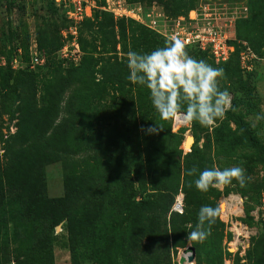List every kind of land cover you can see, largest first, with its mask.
I'll list each match as a JSON object with an SVG mask.
<instances>
[{
	"label": "trees",
	"instance_id": "obj_1",
	"mask_svg": "<svg viewBox=\"0 0 264 264\" xmlns=\"http://www.w3.org/2000/svg\"><path fill=\"white\" fill-rule=\"evenodd\" d=\"M258 2L261 15L264 0ZM182 4L176 16L194 10L196 2ZM17 6L24 9L13 2ZM45 9L70 22L55 0ZM135 24L94 10L77 28L79 65L65 67L59 61L43 76L2 70L0 118L16 121L17 131L12 134L7 127L5 135L0 129V264H52L59 224H64L72 264H157L143 244L161 241L173 250L191 244L201 257L206 243L191 241L187 234L196 229L201 206L218 202L204 200L195 176L187 175L199 165L198 150L185 154L173 120L161 119L149 90L128 80L129 51L150 53L168 41ZM23 34L28 42L24 22L15 31L17 43ZM37 34L39 44L58 55L62 44L56 45L41 27ZM186 50L216 64L206 52ZM234 54L220 64L226 80L232 77ZM97 56L104 61L100 73ZM239 59L241 63V53ZM154 124L162 128L158 134L141 131ZM53 163L62 164L64 171L61 198L47 194L44 168ZM180 193L183 214L173 211ZM220 225L219 217L204 225L214 248L224 237Z\"/></svg>",
	"mask_w": 264,
	"mask_h": 264
},
{
	"label": "rangeland",
	"instance_id": "obj_2",
	"mask_svg": "<svg viewBox=\"0 0 264 264\" xmlns=\"http://www.w3.org/2000/svg\"><path fill=\"white\" fill-rule=\"evenodd\" d=\"M48 1L0 0V80L2 70L8 67L15 74L32 71L43 76L59 65L57 51L47 50L41 46L37 31L41 27L42 32L54 38L56 45L62 44L65 47L70 38L71 23L62 16L52 17L45 9ZM93 1L96 3V9H93L95 14L104 11L113 15L116 21L123 19L127 22L133 21L136 23L135 27L140 25L156 32L165 40H168L165 36L175 22L185 20L183 24L189 26L190 17H199V22L200 18L203 20L211 18L210 20H213L229 37L237 40L234 44L238 54H234L235 57L229 63L233 70L232 77L227 80L225 77L219 79L220 90H227L232 96V109L226 113L222 121H217L216 127H203L197 121L185 124L182 120L185 125L175 127L176 120H173V133L180 132L182 150L185 154L188 153L184 149L186 138L194 137L193 148L198 150L199 156V165L195 166L197 168L195 179L205 169L216 167L223 170L233 166L243 168L248 178L243 188L234 180L230 186L222 190L210 189L206 193L199 191L204 200H217L221 209L219 231L224 232V237L220 245L214 248L213 239L208 236L204 240L206 246L203 247L201 257L196 253L195 262L192 264H224L226 248L233 238L229 228L236 221L241 222L252 234L245 252L236 256L235 264H264V118L257 119L264 117V11L260 15L261 3L259 0H192L196 2L194 10L176 16L178 7L182 6L185 0ZM13 2L24 9L21 11L18 6L13 7ZM91 4L93 5L92 2ZM125 11L128 18L115 17L119 13L124 14ZM22 22L28 25L29 40L27 42L26 34H23L17 43L14 34ZM240 40L249 42L258 55V59L252 62L245 61L251 66L249 70L243 68L240 63L239 53L242 52ZM118 50L120 51V47ZM36 55L43 60L42 65H33V58ZM192 55L190 53V56ZM16 57L23 63L18 69H14L12 65ZM119 57L122 60L123 55L120 54ZM103 62L97 56V73H100ZM206 62L214 68L215 66L223 68L220 64H213L208 57ZM1 95L0 83V98ZM28 106L33 104L28 102ZM6 120L7 117L0 118V129H3L6 135L7 127H10V132L14 134L17 131L16 121L9 124ZM44 173L49 198L63 197L65 176L62 164H50L44 168ZM179 196L184 197L181 193L177 197ZM226 203L239 204L241 210L231 209L228 212ZM55 235L57 239L52 264H72L64 224L55 227ZM168 245L167 241H161L154 246H151L150 242L143 244L147 255L151 257L156 255L157 264H179L184 251L192 247L189 244L185 249L173 250L169 249ZM150 246L151 250L148 249Z\"/></svg>",
	"mask_w": 264,
	"mask_h": 264
},
{
	"label": "clouds",
	"instance_id": "obj_3",
	"mask_svg": "<svg viewBox=\"0 0 264 264\" xmlns=\"http://www.w3.org/2000/svg\"><path fill=\"white\" fill-rule=\"evenodd\" d=\"M127 67L128 80L149 90L152 105L163 120L197 121L203 127H216L217 121H222L233 107L231 94L219 88V79L224 77V70L190 56L185 43L179 38H171L163 47L150 53L129 51ZM261 118L264 117H257ZM160 130L162 128L156 124L146 130L141 129L148 134H158ZM196 172L197 168L193 167L187 171V175L192 176ZM247 179L245 170L239 166L223 170L213 167L200 172L194 183L198 191L206 193L210 189L222 190L234 180L243 188ZM220 214L219 205L201 206L196 229L188 233L187 238L204 242L211 234L204 225L214 224Z\"/></svg>",
	"mask_w": 264,
	"mask_h": 264
},
{
	"label": "built area",
	"instance_id": "obj_4",
	"mask_svg": "<svg viewBox=\"0 0 264 264\" xmlns=\"http://www.w3.org/2000/svg\"><path fill=\"white\" fill-rule=\"evenodd\" d=\"M55 3L60 8L63 7L66 9V16L72 23L70 28V36L72 38L68 41L67 45L59 51V60L62 61V64L65 67L70 64L79 65L82 59V52L78 43L77 28L85 18L92 17L93 9L96 8V3L93 0H55ZM126 13V11L124 14L119 13L115 17L128 18V14ZM198 18L190 17L188 22L189 26L183 24L185 20L175 22L165 37L168 40H171L173 37L181 39L185 43L186 49L193 47L202 52H206L216 64L229 61L236 50L234 42L237 40L229 37L213 20H210L211 18H204V20L203 18H200V22ZM240 47L242 48L241 63L243 68L249 70L251 69V66L247 65L245 61L252 62L254 59H257V57L247 42L240 41ZM42 63L43 60L38 55L33 58V65H42ZM21 64L23 63L19 61L18 57L12 62L14 69H18ZM175 127H177L176 124ZM181 198L183 200V197ZM176 204L177 202L175 205ZM175 205L173 208L174 212H176ZM180 209L181 210H178L177 212L183 214V201ZM231 209L241 210V207L239 204L226 203V210L230 212ZM229 230L233 235V238L226 248L224 264H235L236 256L245 252V249L248 247L252 233L239 221L232 223Z\"/></svg>",
	"mask_w": 264,
	"mask_h": 264
},
{
	"label": "water",
	"instance_id": "obj_5",
	"mask_svg": "<svg viewBox=\"0 0 264 264\" xmlns=\"http://www.w3.org/2000/svg\"><path fill=\"white\" fill-rule=\"evenodd\" d=\"M193 145H194V137L193 136L187 137L184 144L185 151H187L188 153L192 152ZM195 259H196V250L195 248L190 246L184 251L182 258L180 259V264H192L195 262Z\"/></svg>",
	"mask_w": 264,
	"mask_h": 264
},
{
	"label": "bare ground",
	"instance_id": "obj_6",
	"mask_svg": "<svg viewBox=\"0 0 264 264\" xmlns=\"http://www.w3.org/2000/svg\"><path fill=\"white\" fill-rule=\"evenodd\" d=\"M185 124H186V123H185ZM185 124H183L182 121L179 120V119L176 120V125H177V127L180 126V125H185ZM182 201H183V200H182V198H181V196H180V197L177 199V201H176V202H177V204L175 205V210H176V211L181 210V209H180V206H181ZM223 208H225V207H223Z\"/></svg>",
	"mask_w": 264,
	"mask_h": 264
}]
</instances>
